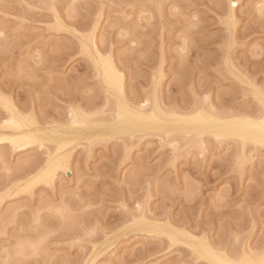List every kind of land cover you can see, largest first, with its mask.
Listing matches in <instances>:
<instances>
[{
    "label": "rangeland",
    "instance_id": "1",
    "mask_svg": "<svg viewBox=\"0 0 264 264\" xmlns=\"http://www.w3.org/2000/svg\"><path fill=\"white\" fill-rule=\"evenodd\" d=\"M0 264H264V0H0Z\"/></svg>",
    "mask_w": 264,
    "mask_h": 264
},
{
    "label": "bare ground",
    "instance_id": "2",
    "mask_svg": "<svg viewBox=\"0 0 264 264\" xmlns=\"http://www.w3.org/2000/svg\"><path fill=\"white\" fill-rule=\"evenodd\" d=\"M233 5H234V2H233Z\"/></svg>",
    "mask_w": 264,
    "mask_h": 264
}]
</instances>
